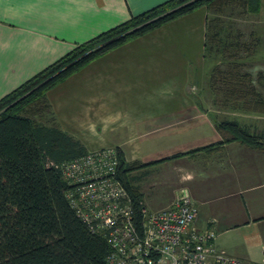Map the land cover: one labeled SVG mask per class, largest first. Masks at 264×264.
<instances>
[{"label": "crops", "instance_id": "1", "mask_svg": "<svg viewBox=\"0 0 264 264\" xmlns=\"http://www.w3.org/2000/svg\"><path fill=\"white\" fill-rule=\"evenodd\" d=\"M165 1L0 0V99L75 45ZM238 9L264 23V0L256 16ZM227 10L220 18L235 25ZM217 15L200 7L117 46L46 98L57 125L88 151L112 147L128 162L157 161L131 173L147 208L187 194L198 207L197 227L216 232L217 251L264 264V151L223 142L218 127L235 120L258 133L264 114L207 85L206 26Z\"/></svg>", "mask_w": 264, "mask_h": 264}, {"label": "trees", "instance_id": "2", "mask_svg": "<svg viewBox=\"0 0 264 264\" xmlns=\"http://www.w3.org/2000/svg\"><path fill=\"white\" fill-rule=\"evenodd\" d=\"M234 6L256 15L260 0H167L75 45L0 99V264H106L110 242L90 231L70 206L66 195L70 186L58 166L88 150L57 125L46 98L48 90L98 56L206 7L218 13L206 26L207 85L221 91L226 100L264 114V95L243 69V52L249 49L244 32L221 19ZM218 127L223 142L238 140L264 151V130L252 133L235 120ZM117 153L116 177L130 195L134 222L141 231L143 193L130 180L131 173L157 161L128 162L120 149Z\"/></svg>", "mask_w": 264, "mask_h": 264}, {"label": "built area", "instance_id": "3", "mask_svg": "<svg viewBox=\"0 0 264 264\" xmlns=\"http://www.w3.org/2000/svg\"><path fill=\"white\" fill-rule=\"evenodd\" d=\"M118 164L117 149L107 147L58 165L70 206L110 242L106 264H244L217 251L213 229L197 227L198 207L187 194L160 209L144 205L139 231L130 195L116 177Z\"/></svg>", "mask_w": 264, "mask_h": 264}, {"label": "rangeland", "instance_id": "4", "mask_svg": "<svg viewBox=\"0 0 264 264\" xmlns=\"http://www.w3.org/2000/svg\"><path fill=\"white\" fill-rule=\"evenodd\" d=\"M225 19L232 18L235 26L244 32V41L249 45V49L243 52L245 57L244 70H248L252 75V83L256 86L264 87V79L258 77L259 74L264 76V23H257L254 18L243 15L238 7L229 8L225 13ZM255 15V13H254ZM251 15V16H254ZM256 16V15H255ZM205 55V52H204ZM205 60H207L205 58ZM193 86V85H192ZM195 89H191L195 93Z\"/></svg>", "mask_w": 264, "mask_h": 264}]
</instances>
